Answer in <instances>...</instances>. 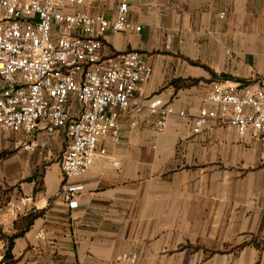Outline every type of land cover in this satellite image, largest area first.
<instances>
[{"label":"crops","instance_id":"crops-1","mask_svg":"<svg viewBox=\"0 0 264 264\" xmlns=\"http://www.w3.org/2000/svg\"><path fill=\"white\" fill-rule=\"evenodd\" d=\"M122 2L141 30L106 34L101 63L130 50L149 59L153 73L134 95L142 109L120 115L119 142L103 139L108 158L68 181L64 130L48 137L43 123L31 136L0 129V150L12 151L6 162L0 158V264L8 238L20 232L11 264H133L123 258L132 253L135 264H209L230 234L243 256L264 264L261 212L251 220L230 210L231 194L246 190V170L259 171L250 190H264L260 143L222 112L194 131L200 111L212 109L206 96L214 82L264 86V0H92L63 9L115 18ZM157 98L174 111L160 132L149 110ZM29 140L45 144L43 153L24 150ZM71 184L84 189L72 195ZM27 196L32 202L13 217L9 206Z\"/></svg>","mask_w":264,"mask_h":264},{"label":"built area","instance_id":"built-area-1","mask_svg":"<svg viewBox=\"0 0 264 264\" xmlns=\"http://www.w3.org/2000/svg\"><path fill=\"white\" fill-rule=\"evenodd\" d=\"M91 1L0 0V129L31 136L43 123L48 137L64 130L69 143L61 167L67 181L85 175L96 159L108 158L103 139L120 141V115L131 107L142 109L134 95L153 73L149 59L136 50L111 53L107 64L101 63L106 34L141 27L129 21L126 2L115 18L63 9L64 3L83 6ZM206 99L212 109L200 111L194 131L222 112L240 135L260 143L264 157V86L214 82ZM73 101L79 104L76 113ZM149 110L158 116L154 129L163 131L173 109L157 98ZM44 147L35 140L22 146L40 154ZM83 189V184L66 185L72 195ZM31 202L32 197H23L8 212L15 217ZM69 205L78 203L71 200ZM123 258L137 261L134 253Z\"/></svg>","mask_w":264,"mask_h":264},{"label":"rangeland","instance_id":"rangeland-1","mask_svg":"<svg viewBox=\"0 0 264 264\" xmlns=\"http://www.w3.org/2000/svg\"><path fill=\"white\" fill-rule=\"evenodd\" d=\"M66 148V144L63 145ZM12 151L1 149L0 150V158L4 160H7V157H10ZM4 162L1 163V172H4ZM259 171L257 170H246L243 174L240 175V177L245 178L246 184H245V192L242 193L240 191L236 194H231V200H230V210L237 211L235 209H238L241 211L238 215L242 214L241 216L243 219L245 218H251V220L254 218V215L256 212H261V216L264 218V190L256 191V186H253V190H250L252 188L251 180H255L258 176ZM263 172V170L261 171ZM263 178V177H262ZM255 185V184H254ZM232 187V185H231ZM249 188V189H248ZM250 190V191H249ZM234 208V209H233ZM246 214V216H245ZM240 217V216H238ZM240 219V218H239ZM218 234H215L214 237H216ZM221 236H226L225 234H219ZM218 235V236H219ZM245 236V235H243ZM231 243L228 246H225L223 248H215L211 251L210 255L214 256L213 262L209 264H261V262L258 260V262L253 261L251 255H245V253H242L241 248L237 244V239L234 238V234H230ZM248 237V236H246ZM216 238H214L215 240ZM225 258L228 259V261L225 260ZM243 261H247L244 262ZM249 261V262H248ZM198 264H204L203 262H199Z\"/></svg>","mask_w":264,"mask_h":264},{"label":"trees","instance_id":"trees-1","mask_svg":"<svg viewBox=\"0 0 264 264\" xmlns=\"http://www.w3.org/2000/svg\"><path fill=\"white\" fill-rule=\"evenodd\" d=\"M246 85H249V83L247 82H242ZM23 232L14 234L13 236L8 238V243H7V247L5 249L4 255H3V259L2 262H4L5 264H11L13 261V254H12V249H13V245H14V239L20 235H22Z\"/></svg>","mask_w":264,"mask_h":264}]
</instances>
